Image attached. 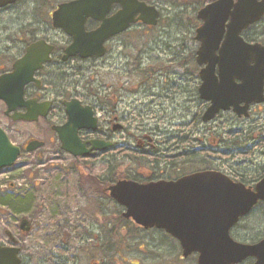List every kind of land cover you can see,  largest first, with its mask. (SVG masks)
<instances>
[{
    "label": "rangeland",
    "instance_id": "obj_1",
    "mask_svg": "<svg viewBox=\"0 0 264 264\" xmlns=\"http://www.w3.org/2000/svg\"><path fill=\"white\" fill-rule=\"evenodd\" d=\"M190 1L181 0L184 4ZM196 1L202 2L203 6L214 0ZM181 2L150 0V3L161 11L158 24L151 29L136 25L132 31L119 36L109 44L114 69L105 67L107 83L117 82L119 77L125 76L122 72L116 73L117 60L120 61V67H123L125 63H133V60L141 58V69L148 70L153 67L164 70L162 75L160 71L154 72L150 82L151 88L144 95L135 94L128 104L119 105L117 108L119 118L127 117L119 119L124 129L113 133L112 137L117 145L104 155L71 158L57 151L59 143L50 125L57 123L59 118H55L56 115H62L58 108L51 112L47 120L14 122L4 115L5 106L0 102V126L14 143L22 145L30 138L45 142L44 146L35 152L38 156L42 154L39 157L44 159L43 162H35L36 157L29 159L20 157L12 167L0 170V184L4 181L15 182L24 192L25 200L28 197H34L36 200L38 215L35 224L39 239L40 262L51 264L53 252H60L69 236L73 237L74 245L81 246L83 242L80 236L88 228L87 225L93 222L90 212L95 216L98 205L103 202L98 200V205L93 203V196L83 188L86 203L82 201L81 204L75 199L79 196L77 180L79 183L82 181L80 177H76V172L72 171L75 165L79 167L78 170L83 177L97 176L103 181L114 180L119 174L133 177L138 166L152 169L164 179H175L205 169L217 170L246 185H253L264 175V106L260 111L254 110L247 119H237L230 112H222L208 123H203L200 119L207 103L197 96L198 67L195 62H190L189 54L197 49L198 43L194 40V27L187 23L190 17H194L199 7L178 6ZM49 7L47 3L37 13L42 14V20L47 19L46 12ZM7 18L1 20L0 30L5 25L8 34L12 36L21 34L20 28L27 26L31 20L28 13L21 12ZM6 30H1L0 33V69L8 68L21 52L22 43L19 40H12L11 36L8 39H1ZM51 41L65 43L67 40ZM70 63L74 65L73 70L77 71V66L86 70L83 75L76 76L74 74L78 72H75L66 78L67 91L71 96L89 103L82 96L88 94L85 89L90 87L95 89L98 84L99 78L95 75L98 71L96 66L98 61ZM90 75H93V78ZM131 75L132 83H137L144 76L138 72ZM56 81L57 79L52 77V83ZM61 91L63 89L59 88V92ZM95 111L99 128L108 129L107 116L96 108ZM143 134L152 138L154 148L147 147L148 152L127 149V146L135 148L134 136L139 137ZM175 143L178 149L171 151ZM166 148L169 150L165 151ZM185 151L191 153L183 155ZM27 160H30L25 163L27 166L20 168ZM79 186L81 188L83 185ZM104 205L108 210L114 207L108 202ZM26 206L25 202L23 207ZM101 221L102 218L99 223ZM127 230L133 235V242L129 249L124 246V249L120 250V255L125 260L114 256L118 260L114 264H194L195 260L191 257L179 261L180 249L163 232L127 228L122 231L124 237L129 234ZM231 236L242 243L262 239L264 204H259L244 217L231 231ZM157 254L159 257L152 258ZM82 264H87V261ZM104 264H110V261Z\"/></svg>",
    "mask_w": 264,
    "mask_h": 264
},
{
    "label": "water",
    "instance_id": "obj_2",
    "mask_svg": "<svg viewBox=\"0 0 264 264\" xmlns=\"http://www.w3.org/2000/svg\"><path fill=\"white\" fill-rule=\"evenodd\" d=\"M15 0H0V6ZM121 9L105 18L111 3ZM264 14V0H215L201 7L196 18L201 24L194 39L199 42L196 63L200 67L199 98L208 102L201 116L203 122L213 120L230 108L237 116H247L251 102L261 103L264 81V47L245 43L240 33L257 22ZM159 11L139 0H74L61 4L52 13L54 25L73 37L64 50L66 59L101 57L107 38L123 32L131 23L155 26ZM87 17L102 21L94 30L85 32ZM51 47L43 40L27 46L9 72L0 75V100L5 104L4 115L13 121H36L46 116L50 102L24 100V88L31 82L39 85L34 72L50 60ZM236 80L238 82H236ZM244 104L241 106L240 104ZM67 121L53 126L61 149L77 157H87L92 151H105L109 141H82L81 129L95 131L97 118L89 106L78 100L64 102ZM25 112H18V108ZM120 128V126H117ZM116 128V127H115ZM88 145V147H87ZM43 146L30 139L27 151ZM20 154L6 132L0 128V170L13 165ZM119 206L123 217L143 228H157L177 239L182 256L197 254V264H239L253 258V264H264V238L256 243H241L230 236V230L246 216L258 201L264 202V176L255 185L246 186L215 170L196 171L175 180L139 183L120 179L104 189ZM23 218L21 227L29 230ZM4 264H18L12 254Z\"/></svg>",
    "mask_w": 264,
    "mask_h": 264
},
{
    "label": "flooded vegetation",
    "instance_id": "obj_3",
    "mask_svg": "<svg viewBox=\"0 0 264 264\" xmlns=\"http://www.w3.org/2000/svg\"><path fill=\"white\" fill-rule=\"evenodd\" d=\"M74 0H54L52 2L51 0H15L13 3L0 6V22L1 20H6L8 19V16H12L16 13H28V18H31L27 26L20 28L21 34L18 36L16 35H9L8 31L6 30V26L4 25L3 28L1 29L2 31L6 30L1 36V39H8V37L11 36L12 40H19L22 45L20 46L21 52L19 53V57H21L27 46L30 45L31 43H34L39 40H43L47 45L51 47L50 51V60L47 63H44L42 67L34 72V77L37 79L40 83L39 85L35 84L34 82L29 83L25 89H24V99L25 100H30V99H35L37 102H45L49 101L50 102V108L47 113V115L41 119L47 120L49 115L53 110L58 108L62 112V115H56L55 118H59L57 123H53L50 125V129L52 132L56 135V141L59 143V149L57 150L59 153L68 155L71 158H81V157H74L70 153L62 150L60 148V142L58 139V134L56 131L52 129V126H61L67 121V114H66V108L64 106V102H69L73 99L78 100L79 103L82 106H89L92 108L94 114H96L95 108L98 111H103L105 116L108 118V125L109 128L103 130L102 128H99V123L98 127L95 131L91 130H86V129H81L78 131L79 137L83 141H88L91 139H102V140H110L113 144L111 149H107L105 151H96L92 152L89 157L100 154L104 155L105 152H108L117 145V142L113 140V133L116 131L123 130L124 127L118 128L116 126L120 125L119 119H126L127 117L120 116L119 112L117 111V108L121 103L128 104L132 96L137 94H145L150 88L151 84L150 82L152 81V76L155 71H160V74L162 75V71L164 69L162 68H157L154 69L153 67L149 68L148 70L141 69V58H137L136 61L133 60V63H125L123 67H120V61L117 60L116 64V73L122 72L125 76L119 77L117 82L112 81L110 83H107L105 80V75H104V69L105 67H112V70L114 69V64L112 60L110 59V56L112 57L110 53V47L109 44L113 40H117L119 36L130 32L134 29V26L136 25H141V23H135L131 24L129 28L116 35L109 37L107 39L106 44V50L107 52L105 55L102 57L98 58H87V59H81L78 56L72 57V58H66L63 59L64 55V50L71 43V40H73V37L66 32H64L60 27H55L53 19H52V12H54L59 5L69 3ZM140 1H145L146 3H150V0H140ZM49 3V10L46 12V17L47 19L42 20L41 15H38L37 13L41 11V9ZM121 9L120 4L113 2L108 8V11L105 14V18H109L116 14L119 10ZM30 12V13H29ZM102 21L96 20L93 18H86L84 22V30L85 32H89L91 30L97 29L101 25ZM0 30V33H1ZM48 32V33H47ZM57 36L60 38L58 39ZM241 39L250 45H260L264 47V15L261 17V19L253 23L252 25H249L246 29H243L240 33ZM51 40H67L65 43L63 42H57V41H51ZM18 57V58H19ZM16 60V58L12 61L10 66L8 68H3L0 69V74L1 73H6L10 71L13 62ZM76 61V62H89L92 63L94 61H98V64L96 65L98 67V71L96 72L95 75L98 76V84L96 85L95 89H85L87 91V95L82 96L85 100L89 101L84 102L78 99L77 97L71 96L70 92L67 91V82L66 78L70 77L73 75L75 72H78L74 75L79 76L83 75V72L85 69L79 68L77 66V71L73 70V64L70 62ZM126 67H133L132 69H126ZM123 69V70H122ZM149 70L152 72L149 74ZM133 72H138L139 75L144 74L142 77V80H139L137 83H132V75L131 73ZM99 73V74H98ZM159 75V77H161ZM52 77H55L57 79L56 83H52ZM91 78H93V75H90ZM166 81V80H165ZM236 82H238L236 80ZM48 85V86H47ZM136 85V86H132ZM84 87V85H83ZM86 87V86H85ZM59 88L63 89V91L59 92ZM60 94V96L58 95ZM55 95V96H54ZM263 95H264V81H263ZM128 101V102H126ZM264 106V102L261 105H256V103L251 102L248 106L249 113L247 115V118L250 117L252 112L256 109H259L258 111L262 110V107ZM99 108V109H98ZM20 112H24L25 108H20ZM231 113V112H230ZM129 112H127V115ZM141 115L144 113H140ZM119 115V116H118ZM145 115V114H144ZM249 116V117H248ZM146 117V116H145ZM243 118V119H247ZM237 119H239L237 117ZM116 127V128H115ZM99 128V129H98ZM112 138V140H111ZM135 139V148H130V146H127V149L135 151V150H141L142 152H148L149 150L147 147L154 148L152 144V138L148 136L147 134H143L139 137L134 136ZM52 140V139H51ZM55 140V139H54ZM43 141V140H41ZM55 142V141H51ZM45 142L43 141V146ZM42 146V147H43ZM26 143L20 145L21 148V153L18 158L23 157V158H34L35 162L41 163L43 162V158L39 157L41 155H36L35 152L40 150L35 149L33 151H27L26 150ZM177 143L174 144L173 148L171 151H177ZM169 148H166L165 151H168ZM34 152V153H33ZM56 152V150H54ZM179 156V154H178ZM30 160L25 161L23 164L29 162ZM20 166V168H25L27 166L26 164ZM78 166H74L72 168V171L76 172L77 178H81V182L79 183L77 180V192L79 196H76L75 199L82 204V201L86 203L85 200V194L84 191H88L90 196H93L92 202L96 201H102L104 200V183L102 181H91L87 182L83 180V177L81 173L78 170ZM132 179L138 181V182H150V181H158V180H170V179H164L162 175H157L154 170H148L146 168L142 169V167H137L135 169V175L131 177ZM114 180L111 182L113 183ZM83 185L81 188L79 185ZM2 189H0V264H4V260L2 262V257L5 258V261L7 260L8 256H14L19 260L18 264H44V261L40 262L39 259V239H38V234L36 233V218L38 215V209L36 207V200L34 197H28L27 198V206L23 207L24 202L19 203L18 207L17 206H12V204L7 200V197L9 195H15V197L18 196V199L24 200L23 194L24 192L22 191L21 188H19L15 182H8L4 181L2 184H0ZM84 191H83V189ZM17 195V196H16ZM87 195V197H90ZM23 208L25 210L23 211ZM26 217L29 221V227L30 229L26 232L25 230L22 229L21 227V218ZM128 220V219H126ZM128 226H138L132 221L130 223H127ZM237 226V225H236ZM235 226V227H236ZM139 227V226H138ZM234 227V228H235ZM127 228H133V227H126L123 226L121 228L122 231H124ZM234 228L232 230H234ZM102 224L99 223V220H95V223L93 226L89 225L86 230H84V234H82L81 237V242L83 244L80 245H74L72 242V238H70L64 249L61 250L60 252L55 251L52 254V261L51 264H82V262H86L87 264H104L105 259L103 255V242H104V236H103V230H102ZM134 229V228H133ZM140 230H146V229H140ZM154 230V229H152ZM121 231V233H122ZM128 235L126 237L130 238L129 242H127L126 248L129 249L133 242V235L130 233L129 230ZM158 232H163L164 235H166L169 239L173 240L176 243L177 248L180 249V257L179 261H183V259H186L188 257H191L194 261V264H197L196 261V255H188L187 257H183L181 254V248L179 243L177 242L176 239L173 237L169 236L162 230H156ZM116 236H113L114 242L118 241L120 231L116 230L115 231ZM131 234V235H130ZM125 237V238H126ZM112 238V240H113ZM95 241L94 244L92 242ZM152 244V243H151ZM124 246L122 245L121 247L118 245H114V247H117V251L114 254L115 257L121 258L125 260L120 255V250L124 249ZM195 256V258H194ZM115 257H112V261H118L116 260ZM159 255H154L152 258H157ZM89 259V260H88ZM253 258H248L245 261H243L241 264L245 262H249V264L253 263ZM120 262V261H119ZM121 263V262H120ZM123 264V263H121ZM135 264V263H134Z\"/></svg>",
    "mask_w": 264,
    "mask_h": 264
},
{
    "label": "trees",
    "instance_id": "obj_4",
    "mask_svg": "<svg viewBox=\"0 0 264 264\" xmlns=\"http://www.w3.org/2000/svg\"><path fill=\"white\" fill-rule=\"evenodd\" d=\"M169 2H172V3H177L179 2V0L177 1H172V0H168ZM181 2V0H180ZM182 2H185V1H182ZM179 3L178 6H189V5H194L196 7H201L202 6V2H197L196 0H191L190 2L184 4V3ZM187 23L190 25V26H193L194 28L198 25V21L196 20L195 18V15L194 17H190L188 20H187ZM194 52H191L190 57V62L193 61V63L195 62L194 61ZM152 71L149 70V74L151 73ZM196 74H197V71H196ZM136 148V147H135ZM191 152L189 151H185L183 155H187V154H190ZM182 154V152H181ZM83 177V176H82ZM126 177V175L124 174H119L116 176V178L114 179V181L118 178H124ZM83 180L87 181V182H91V181H102L104 183V185H106L107 183H111L113 180H110V181H103L102 179H100L99 177L97 176H94V177H90V176H87V177H83ZM17 196V195H16ZM24 197V200H21V199H18V196L15 197V195H9V197H7V200L12 204V206H17L19 205V203L21 202H27V200H25V196L23 195ZM105 202H108L109 204H112L114 205L113 209L112 210H108L106 208V205ZM95 204H99L97 201L96 202H93ZM13 206V207H14ZM122 210L119 206H117L112 199H110L106 193H104V200L102 203H100V205H98V211L95 213V216H94V213L90 212V217H91V220L93 221L92 224H88L87 226L91 225L93 226V224L95 223V220H101L102 218V221L100 222L102 224V230H103V236H104V242H103V255H104V258L107 259L105 260V262H109L110 261V264H114V262L112 261V257H114L116 251H117V247L118 245L121 247L122 245L124 246L127 242H129L130 238L128 237H124L121 233V228H123V226H126V227H133L134 229L136 230H140L142 228L138 227V226H128L127 223H130L131 220H126L122 214H121ZM94 216V217H93ZM100 216V217H99ZM88 217V216H87ZM70 221V219H69ZM71 222V221H70ZM116 230H119L120 231V234L119 235V238H118V241L114 242V238L113 236H116V233L115 231ZM131 235V234H130ZM72 238V236H69L68 240ZM113 238V240H112ZM67 240V241H68ZM66 241V243H67ZM95 241L92 242V244H94ZM114 245H116L117 247L115 248ZM65 247V246H64ZM63 247V249H64ZM61 249V250H63Z\"/></svg>",
    "mask_w": 264,
    "mask_h": 264
}]
</instances>
